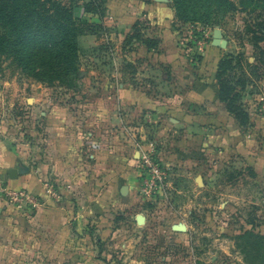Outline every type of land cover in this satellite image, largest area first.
Wrapping results in <instances>:
<instances>
[{"label": "crops", "instance_id": "obj_1", "mask_svg": "<svg viewBox=\"0 0 264 264\" xmlns=\"http://www.w3.org/2000/svg\"><path fill=\"white\" fill-rule=\"evenodd\" d=\"M107 8V18L123 31L146 22V37L159 42L156 48H138L149 66L147 71L137 76L119 74L121 80L141 82L120 83L117 89L102 92L109 101H116L119 110L127 111L118 110L109 117L113 107L106 100L101 108L107 114L103 129L107 121L114 122L123 126L127 136L121 132V138L98 136L86 140L63 118L51 116L43 165L52 169L51 173L37 172L28 163L22 166L17 151L0 148L2 183L13 191L27 190L37 201L36 207L27 208L0 200V264H153L147 256L152 247L146 243L152 225L147 215L137 212L149 211L150 205L140 206L138 193L142 158L152 149L157 151L161 142L139 139L134 131H142L144 126L129 122L134 112L155 118L159 110L173 114L176 118L170 121L187 132L194 130L193 135L214 139L180 142L185 145L180 154L185 206H223L234 214L245 211L235 217L229 233L209 232L196 239L195 229L191 230L194 223L185 219L180 225H185L186 231H176L183 232L179 241L185 255L197 259L193 264H204L207 254L210 264H246L239 236L246 231L264 236V81L260 87L249 82L241 91L251 123L243 134L242 126L219 97V64L233 53L223 34L221 45L216 44L214 36L202 44H186L187 39L173 28L176 19L170 0H108ZM154 68L164 77L161 95H156ZM221 134L227 139L219 140ZM240 163L245 166L246 177L242 192L232 184L228 193L217 189L221 178L232 175ZM13 169L17 172L11 175ZM192 193L199 199L192 200ZM139 215L144 217L142 223L137 220ZM131 230L144 231L141 255L136 254L134 241L138 236L129 234ZM199 239L216 248L191 251V241Z\"/></svg>", "mask_w": 264, "mask_h": 264}, {"label": "rangeland", "instance_id": "obj_2", "mask_svg": "<svg viewBox=\"0 0 264 264\" xmlns=\"http://www.w3.org/2000/svg\"><path fill=\"white\" fill-rule=\"evenodd\" d=\"M42 1L44 2V0H34V2L33 0H0V6L4 7L5 15L10 16L9 21H13L14 15L34 16V14L28 15L31 6L41 4ZM72 1L83 5L90 0H57L63 6H69ZM16 2L30 7H23L21 12H18L15 9ZM97 2H102L106 11L88 10L77 22L80 32L75 58L77 73L66 71L56 75L53 70L39 74L35 73L38 71H26L28 67L21 63L19 57H15L7 47L0 48V148L17 151V154L22 156V166L28 163L37 172H52V169L43 166L46 164L45 147L50 134L47 123L51 116L63 118L69 123L73 132L82 133L86 140H94L98 136L106 139H115L118 136L121 138V132L127 136V131L122 129L123 126L120 128L118 125H113L114 122L107 121V127L103 129L106 113H102L101 108L105 106L104 102L107 100L109 104L112 103L113 114L109 113V117L116 115L119 108L115 100L109 101L103 97L102 92L115 90L120 83L134 85L141 82L139 79L121 80L119 74L137 76L147 71L149 66L144 64V57L138 52V48L145 43L139 42L138 39L141 34L143 38H148L146 37L148 25L146 22H140L136 30L132 26L129 32L123 31L107 18L108 0ZM222 2V0H187L186 9L190 21L185 23L175 18L173 28L182 35V39H187L185 41L188 45L199 40L208 42L213 36L217 39L218 35L222 37L223 34V37L231 43L228 50L235 56H241L234 63L235 69L231 75L256 83L257 87H260L264 81V0H230L234 4L232 8L225 7ZM170 3L172 4L173 0H170ZM47 8L48 6L45 5H41L40 8L45 16L53 13L52 10L46 12ZM55 13L57 14V11H54V16ZM153 76L156 95H161L165 89L164 77L157 70ZM254 89L256 86L252 87V90ZM119 112L127 113L124 109ZM176 116L178 117L179 113ZM171 117L176 118L163 110L157 111L155 118L151 114L144 118L141 112H134L129 122L140 127L144 126L142 131L136 129L134 131L139 139L144 137L146 140H160L159 149L157 151L152 149L149 152L157 156L160 168L165 172L164 176L166 175L161 190L158 189L152 197H147L141 189L139 190L140 206L149 204L150 207L149 211L137 210V212L147 215L149 224L152 225L148 230L149 238L146 243L152 247L153 252L147 253L150 254L147 256H150L153 264H193L197 259L191 255L187 258L186 250L179 241L183 232H176L177 227L181 226L180 223H184L185 219L194 223L191 230L195 229L197 235H194L195 239L209 232L226 234L232 231L235 217L243 216L245 211L240 209V213L234 214L231 213V209L223 206L211 208L209 205L203 207L195 203L185 206L181 190L185 185L184 177H181L184 165L180 157L185 145H180V142L214 139L193 135L194 130L187 132L179 124L170 121ZM142 120L145 122L142 123ZM241 131L244 134L249 131V127L242 126ZM223 135L219 136V140L227 139ZM244 169L242 163L236 165L232 175L221 178L217 189L228 193L232 184L236 191L242 192L246 180ZM190 198L194 201L199 199L195 193H192ZM128 233L140 237V239L137 237L134 243L137 246L136 254L141 255L145 246V243L144 245L142 243L144 231L131 230ZM190 248L194 252V249L203 251L202 249L216 248V246L213 244L211 246V243L201 239L191 241ZM242 255L246 264H253L250 263L251 257ZM202 262L210 264L212 262L210 254L205 255Z\"/></svg>", "mask_w": 264, "mask_h": 264}, {"label": "trees", "instance_id": "obj_3", "mask_svg": "<svg viewBox=\"0 0 264 264\" xmlns=\"http://www.w3.org/2000/svg\"><path fill=\"white\" fill-rule=\"evenodd\" d=\"M97 1L90 0L83 5L72 1L69 6H63L57 0H44L41 4L31 6L28 15L34 14V16L14 15L13 21H9L10 16L5 15L4 7L0 6V48L7 47L15 57H19L21 63L28 67L26 71H38L35 73L39 74L53 70L56 75H61L66 71L77 73L75 58L77 57L80 34L77 22L88 10L106 11L102 2ZM222 1V5L225 7H234L230 0ZM186 4L187 0H173L172 3L175 18H179L185 23L190 21ZM41 5L48 6L46 12L52 10L53 13L57 11V14L55 13L54 16L51 13L45 16L40 11ZM23 7L30 6L25 7L22 3L16 2L15 9L18 12H21ZM139 23L134 25L135 30ZM137 34L140 35V32L137 31ZM143 37L141 34L138 41L145 43L150 48L158 46L159 42L156 39ZM240 57V55L229 54L220 61L217 73L219 97L221 101L227 103L229 112L240 125L249 127L251 125L250 115L242 103L241 91L245 90L250 81L231 75L235 69L234 63ZM238 245L245 257H251L250 263L264 264V236L254 231H246L239 236Z\"/></svg>", "mask_w": 264, "mask_h": 264}, {"label": "built area", "instance_id": "obj_4", "mask_svg": "<svg viewBox=\"0 0 264 264\" xmlns=\"http://www.w3.org/2000/svg\"><path fill=\"white\" fill-rule=\"evenodd\" d=\"M199 44L203 42L198 41ZM165 172L160 168L157 156L149 152L142 158L141 162V192L147 197H152L157 193L158 189L161 190ZM5 200L19 207H36L37 201L35 197L25 189L18 191L10 190L0 180V200Z\"/></svg>", "mask_w": 264, "mask_h": 264}, {"label": "water", "instance_id": "obj_5", "mask_svg": "<svg viewBox=\"0 0 264 264\" xmlns=\"http://www.w3.org/2000/svg\"><path fill=\"white\" fill-rule=\"evenodd\" d=\"M160 1H166V0H160ZM217 39H216V44L217 45H221V35H218L217 37H216ZM17 172V170L16 169H13L12 170V172H10L11 173V175H13V174H15ZM143 216L142 215H139L138 216V218H137V220L139 221V223H142L143 222ZM186 226L185 225H181V226H179V227H177V230L178 231H186Z\"/></svg>", "mask_w": 264, "mask_h": 264}]
</instances>
